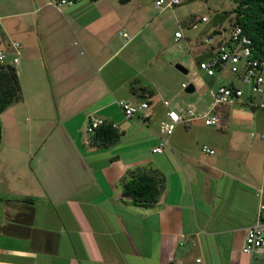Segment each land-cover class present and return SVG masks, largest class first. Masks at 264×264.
<instances>
[{
	"label": "crops",
	"instance_id": "crops-1",
	"mask_svg": "<svg viewBox=\"0 0 264 264\" xmlns=\"http://www.w3.org/2000/svg\"><path fill=\"white\" fill-rule=\"evenodd\" d=\"M10 1L22 9L0 16V49L18 75L44 78L33 85L49 97L24 96L5 115L15 127L2 129L0 144V264H264L242 252L264 203L259 97L216 106L211 100L206 110L218 124L200 117L178 123L163 151L152 152L166 111L150 78L152 67L156 74L164 67L158 32L148 31L143 17L125 21L112 0L60 7ZM13 15L22 18L6 21ZM225 31L214 27L209 35L223 39ZM11 41L20 43L15 63ZM217 72L211 87L219 84ZM227 82L242 86L235 74ZM145 92L149 116L126 119L119 101L140 102ZM23 110L34 114L33 127H20ZM91 116L114 123L120 138L107 147L87 143ZM147 166L165 177L149 207L123 196L121 181Z\"/></svg>",
	"mask_w": 264,
	"mask_h": 264
},
{
	"label": "rangeland",
	"instance_id": "rangeland-1",
	"mask_svg": "<svg viewBox=\"0 0 264 264\" xmlns=\"http://www.w3.org/2000/svg\"><path fill=\"white\" fill-rule=\"evenodd\" d=\"M112 1L116 3L115 5L119 6V14L121 17L125 16V21L133 18L132 21L137 23L140 22V19L143 17L146 23V29L148 31L156 30L158 32L160 44L167 48L165 52H162L163 57L161 65L164 67L160 74L154 73L155 71L152 67L150 78H153V83L156 85V89L151 87L154 90V97L162 101H169L170 107L173 108H175L174 103L177 102L182 108L190 107L195 110L196 113L207 111L206 109L210 107L211 100L213 103L211 90L216 86L211 87L208 76L204 71L198 68L197 58L203 54V50L205 52L206 49H208L201 43H203L205 38L209 35L211 28L224 26L226 31L230 29L229 18L220 19L219 16L223 15L224 11L230 10L234 6V3L231 0H185L171 8L160 10L155 6V0H131L124 4L119 3L118 0ZM9 2L11 1L0 0V16L21 11L22 8L16 7L13 4H8ZM203 16L206 17V20H196V18H201ZM230 16H233V14ZM18 18L20 17L13 15L12 17L9 16L6 21L14 23ZM221 30L223 29L221 28ZM175 31H180L182 35L177 42L171 40ZM204 54H206V52ZM176 63L183 65L187 69V73L176 70ZM21 65L23 66L22 63ZM156 67H158L157 64H155V69ZM217 74L220 78L217 82L219 84L226 83L233 77V74L227 69L221 72L219 71ZM30 75L31 73L19 72L18 82L21 98L17 102L9 105L10 107L1 114V135L3 128L9 126L15 127L12 120L5 115L12 111L13 107H16V105L23 103L24 96L32 95L33 97V93H36L38 96L46 95L47 98L45 102H47L49 95L46 90L43 91L39 87L33 85L34 82H39V80L44 78L40 76L30 77ZM139 80L140 82H147L146 79ZM169 83H173L174 85H172L170 90H166L168 87L165 84ZM181 83H185V85L191 83L195 86L196 90L187 93L185 92V88L181 86ZM177 89L178 92L175 93ZM30 98L29 96L26 99L30 100ZM186 101L190 102V106H188V103H181ZM138 102L139 101H137V103ZM197 108L200 111H198ZM34 119V114L30 110H23L19 125L25 128L33 127Z\"/></svg>",
	"mask_w": 264,
	"mask_h": 264
},
{
	"label": "built area",
	"instance_id": "built-area-1",
	"mask_svg": "<svg viewBox=\"0 0 264 264\" xmlns=\"http://www.w3.org/2000/svg\"><path fill=\"white\" fill-rule=\"evenodd\" d=\"M183 1L185 0H155L154 4L160 10H164L178 5ZM53 2L57 7L74 3L73 0H53ZM199 19L206 20V17L196 18V20ZM120 34L126 41L131 39L130 34L126 31H121ZM174 36L178 40L182 35L180 31H175ZM251 44V39L243 33L239 26L230 28L226 38L215 40L213 35H208L203 41V45L209 46V51L213 55L201 61L199 63V69L209 76L215 75L217 71L227 69L232 74L237 75L242 84V86L232 82L218 84L211 90L214 106L228 104L235 99L247 96L249 99L259 97L260 100L255 105L264 108V59L253 55ZM9 45L14 51L15 55L12 57V62L15 63L18 61L20 43L11 41ZM6 56V51L0 49V63H6ZM181 86L186 88L187 85L182 83ZM150 97L151 95L145 92L143 94V100L138 103L120 100L119 107L124 117L130 119L135 115H141L142 118H147L149 116L148 108ZM162 102L166 107V111L164 118L159 123V136L157 143L151 149L152 152L161 153L163 151V148L168 145V138L178 123H188L198 117L203 118L205 125H216L219 122L218 117L211 113V111L196 113L190 107L173 108L170 107L169 101L163 100ZM172 113L178 119H173ZM105 123L106 120L102 117H89L85 127L87 143H90L89 136L94 129ZM112 125L116 127L114 123ZM261 137L264 138L263 133ZM201 149L206 153H213V150L206 145H203ZM242 252L249 256H258L264 259V203L259 204L257 219L246 230Z\"/></svg>",
	"mask_w": 264,
	"mask_h": 264
},
{
	"label": "trees",
	"instance_id": "trees-1",
	"mask_svg": "<svg viewBox=\"0 0 264 264\" xmlns=\"http://www.w3.org/2000/svg\"><path fill=\"white\" fill-rule=\"evenodd\" d=\"M129 1L131 0H118L121 4ZM231 1L234 6L230 10L224 11L223 15L219 16L220 19L229 18L230 28L234 26L241 27L243 33L248 35L252 41L253 55L264 59V0ZM231 14L233 16H230ZM212 55L211 51L200 55L197 58L198 68L201 61ZM207 76L210 78V84L215 82L216 77L214 75ZM20 98V86L16 69L11 64L0 63V113ZM121 134L112 125V122L106 120L105 124L95 128L91 133L89 136L90 144L97 147H107L115 143ZM121 181L123 196L131 199L135 204L145 207L154 205L165 189L163 173L153 166L127 171Z\"/></svg>",
	"mask_w": 264,
	"mask_h": 264
},
{
	"label": "water",
	"instance_id": "water-1",
	"mask_svg": "<svg viewBox=\"0 0 264 264\" xmlns=\"http://www.w3.org/2000/svg\"><path fill=\"white\" fill-rule=\"evenodd\" d=\"M175 68L178 70V71H180V72H182V73H187V69L183 66V65H181V64H179V63H176L175 64ZM194 91V86H193V84H188L187 86H186V88H185V92H187V93H191V92H193ZM0 144H1V127H0Z\"/></svg>",
	"mask_w": 264,
	"mask_h": 264
},
{
	"label": "clouds",
	"instance_id": "clouds-1",
	"mask_svg": "<svg viewBox=\"0 0 264 264\" xmlns=\"http://www.w3.org/2000/svg\"><path fill=\"white\" fill-rule=\"evenodd\" d=\"M171 115H172L173 119H178V117H176L174 113H172ZM169 131H171V129H169Z\"/></svg>",
	"mask_w": 264,
	"mask_h": 264
}]
</instances>
